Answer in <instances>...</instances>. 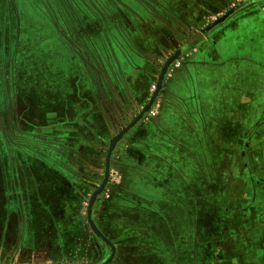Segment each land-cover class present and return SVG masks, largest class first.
I'll list each match as a JSON object with an SVG mask.
<instances>
[{"label": "crops", "instance_id": "obj_1", "mask_svg": "<svg viewBox=\"0 0 264 264\" xmlns=\"http://www.w3.org/2000/svg\"><path fill=\"white\" fill-rule=\"evenodd\" d=\"M124 1L133 8L118 2L122 28L97 25L95 40L88 19L73 10L66 14L68 36L56 29L70 70L64 101L49 106L45 122L25 99L8 106L11 121L0 105V142L7 146L0 167V264L105 262L111 252L93 233L89 209L105 178L110 141L145 110L163 64L178 52L154 106L116 146L109 182L93 205L92 219L115 249L109 264H180L172 253L175 238L162 236L168 203L176 216L179 210L190 216L194 209L224 216L216 235L209 237L200 217L179 240L182 248L193 245L189 264L204 251L206 263L218 264L217 253L226 250L221 263L233 264L227 255L234 250L222 249V242L239 239L240 264H264V172L254 171L248 147L259 146L256 133L264 131V7L241 9L227 26L228 20L203 34L236 0ZM52 82L43 100L60 95L59 77ZM233 122L238 138L216 160L211 182L203 187L207 198L201 199L184 182L181 164L196 168L195 138L211 152L220 145V131ZM184 131L190 142L182 138ZM200 175L206 176L203 169ZM142 188L144 202L136 200ZM197 197L201 203L188 202ZM237 220L242 223L233 235ZM117 221L150 233L152 243L141 256L138 246L115 239L121 229L111 223Z\"/></svg>", "mask_w": 264, "mask_h": 264}, {"label": "rangeland", "instance_id": "obj_2", "mask_svg": "<svg viewBox=\"0 0 264 264\" xmlns=\"http://www.w3.org/2000/svg\"><path fill=\"white\" fill-rule=\"evenodd\" d=\"M242 1L244 0H236L232 2V6L235 7ZM49 2L50 4H47L42 0H0V105H2V107L3 105L6 107V109L2 108V111L4 112L5 118L7 120L10 119L11 121L14 114H10L11 112L8 106L16 107L18 104H21L24 99L26 102L29 101L34 105V107L38 110V116L41 119L44 117L42 120L44 122L46 118V111H48L49 106H54L64 101L66 75L70 70L68 62L69 53L63 49L59 42L56 41L55 34L56 29L62 33L65 31L64 29L66 27H61V25L58 26L57 23V26L53 25L54 28L52 26L50 29L48 27H43L39 21L37 9L35 8V6H38L37 8L53 23L57 21L56 19L59 16L60 22L62 23L63 18L60 16V3L53 0H49L48 3ZM118 2L133 8L132 4H129L128 1L118 0ZM253 7L261 10V8L264 7V0L248 5L243 9ZM233 18H237V16ZM230 22L231 21L228 20L223 26H227L230 24ZM222 29L223 27L220 30ZM261 32L262 35H264V29H262ZM63 34L68 36L64 32ZM92 35L95 36V34ZM51 36L53 37L50 38ZM79 42H82V40H79ZM222 43L223 42L220 44ZM261 47L264 48V41L261 43ZM57 77H59L60 95H57L52 99H49V96H46V99L43 100V94L46 91L52 89V81ZM16 85L18 86L17 88L24 89V91L22 90L24 93L23 96L20 95V91L18 92L17 96ZM237 108L238 104L232 105V111L235 112ZM236 125L237 124L234 122L226 123V129H222L220 131L221 134L219 135V138L216 137V140H220V145L214 146L211 152L207 151V145L201 146L199 139L196 137L195 146L198 150L194 152V155H196L194 162L196 168L190 167V165L188 166L186 162L184 165L181 164L180 169L184 173V182L186 183L187 181L191 185V188H193V192L195 194L197 193L196 195L201 199L207 198V192L203 189V187L204 185H208V183L211 182L212 177H210V175H214L213 169L218 161L217 159L222 158L223 152L227 153V151L230 149V144L235 142L238 138V129L236 128ZM10 131L19 133L17 130L10 129ZM195 131L202 134L199 128H197ZM217 133H219V131H217ZM15 138H18V134H15ZM182 138L186 142H190L191 137L187 131H184L182 133ZM214 139L215 138L212 140ZM2 149L3 151H1ZM2 153H7V146L4 141L0 142V167L2 164ZM201 169H203L206 173V176H202V178H200ZM189 170L190 172L187 173ZM215 181L216 180H214V182ZM140 190H142V196L137 197L136 200L138 199L139 201L144 202L143 200L146 199L145 194H147V189L142 188ZM192 200L193 203H191L190 200H188V202L190 204H198L199 202L201 203L198 197L192 198ZM208 200L211 201V199ZM182 204L183 202L180 203L181 206ZM184 204L185 207L186 203ZM157 205L160 207L158 203ZM160 208L162 209V207ZM183 209L184 208H182V210ZM162 212L167 222V228H165L162 236L170 234L175 238L176 247L172 246V248L175 249L172 251V253L175 252L179 255L180 264H189L188 257L191 254L188 256V253L191 252L193 245L184 246L182 248L180 247L179 240L184 238V236L189 233L188 230H191L192 227L196 225L197 220H199L200 217L203 219V222L201 221V223L204 224L207 229L209 227L208 234L210 237V235L213 236L217 234L216 228L220 229L222 227L221 221L224 219V216L220 215L214 210H208L205 215H202L199 210L196 212L194 209L190 216L187 214H182V212L179 210V213L176 216L173 214V208L170 203H168V205L164 204ZM0 221H3L4 223V219L0 218ZM211 222L213 223L212 226L210 224ZM241 223V220H237V224L233 225V235H237L238 230H240L239 227ZM111 224L114 228L119 226L121 229L119 233L116 232L115 239L117 238V241L122 244H134L138 246V249H140L138 251L139 256L144 253L145 246L149 243H152L148 240L151 236L149 235L150 233L145 232L138 226H135L136 229L133 230L131 225L128 226L122 221L112 222ZM188 225L189 228L187 227ZM223 226L227 227V224L224 223ZM222 245V249L226 246V248H231L234 251L230 257L228 256L229 254L227 253V250V252H218L217 258H215L217 259L218 264H223L221 263L220 259H225L226 254H228L227 259H231L233 264H240V261L243 259L240 256L241 249L243 247V243L240 241V239L237 242L224 241L222 242ZM177 248H181V250ZM164 250L168 253L169 247H165ZM203 253H201L200 258H194L195 261H191L190 264H208L206 263L205 255L202 256ZM108 257L109 254L105 261L108 259Z\"/></svg>", "mask_w": 264, "mask_h": 264}, {"label": "water", "instance_id": "obj_3", "mask_svg": "<svg viewBox=\"0 0 264 264\" xmlns=\"http://www.w3.org/2000/svg\"><path fill=\"white\" fill-rule=\"evenodd\" d=\"M261 0H244L241 3L237 4L235 7L231 8L230 10H228L225 14H223L222 16L218 17L214 22H212L209 26H207L205 29L202 30L203 34H207L209 33L211 30H213L215 27L219 26L220 24H223L226 20H228L235 12L245 8L248 5H251L253 3H257L260 2ZM183 51V50H182ZM181 51V52H182ZM179 54L180 52H178L177 54H175L174 56H172L170 59H168L162 66L160 74L158 76V82L157 85L155 87V91L153 93V96L148 104V106L145 108V110H143L124 130H122V132L117 135L115 138H113L110 141V147L107 150V159H106V172H105V178L104 181L102 182V184L100 185L99 189L95 192V194L92 197L91 200V205H90V209H89V224L90 227L93 231V233L100 238L105 244L106 246H108V248L110 249V256L108 257V259L103 262L102 264H109L114 256L115 253V249L114 246L111 244V242L106 239L104 237V235L101 233V231L96 227L93 219H92V215H93V205L95 203V201L98 199V197L100 196V194H102V192L104 191L106 185L109 182V170H110V161H111V157L112 154L116 148V146L118 145V143L120 142V140L123 138V136L129 132L131 129H133V127H135L137 125V123L142 119V117L144 116V114L148 113L151 108L154 106V103L156 101V99L158 98L159 92L162 88V83L164 81V78L168 72V70L170 69V67L173 65V63L179 59Z\"/></svg>", "mask_w": 264, "mask_h": 264}, {"label": "trees", "instance_id": "obj_4", "mask_svg": "<svg viewBox=\"0 0 264 264\" xmlns=\"http://www.w3.org/2000/svg\"><path fill=\"white\" fill-rule=\"evenodd\" d=\"M47 4L49 0H42ZM60 3V16L63 18V22H60L59 16L54 23L51 22L48 17L44 13H42L37 7L39 21L42 25H61V27H65L66 25V14L70 13V10H73L78 17L84 16L88 19V24L90 25L89 28H94L93 30L90 29V35L93 39L97 38V25H105L110 26L111 24L115 27L122 28L123 21L120 20L118 17L119 15L116 13L119 9L118 0H53ZM79 5H77V4ZM115 21V22H114ZM57 23V24H56ZM61 33V32H60ZM63 34V32H62ZM92 34H95L93 36ZM99 35V34H98Z\"/></svg>", "mask_w": 264, "mask_h": 264}, {"label": "snow or ice", "instance_id": "obj_5", "mask_svg": "<svg viewBox=\"0 0 264 264\" xmlns=\"http://www.w3.org/2000/svg\"><path fill=\"white\" fill-rule=\"evenodd\" d=\"M260 128V125H257V129ZM259 139L257 140V145L255 146L249 143L248 147L251 149L252 156H251V163L253 165L254 171L259 169L260 171L264 172V131H257L256 133ZM247 163L244 167H247ZM264 255V252L261 253Z\"/></svg>", "mask_w": 264, "mask_h": 264}, {"label": "built area", "instance_id": "obj_6", "mask_svg": "<svg viewBox=\"0 0 264 264\" xmlns=\"http://www.w3.org/2000/svg\"><path fill=\"white\" fill-rule=\"evenodd\" d=\"M155 89V88H154Z\"/></svg>", "mask_w": 264, "mask_h": 264}]
</instances>
